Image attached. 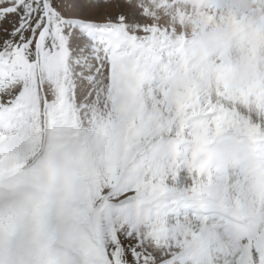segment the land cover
Masks as SVG:
<instances>
[{
  "label": "snow or ice",
  "instance_id": "obj_1",
  "mask_svg": "<svg viewBox=\"0 0 264 264\" xmlns=\"http://www.w3.org/2000/svg\"><path fill=\"white\" fill-rule=\"evenodd\" d=\"M153 8L144 0H0V264H25L5 250L4 241L27 215L17 201L38 179L40 163L30 167L28 161L39 154L46 125H54L57 140L65 139L68 128L76 130L75 152L64 168L49 162L48 191L57 192L55 180L62 176L63 201L79 202L71 214L75 226H87L77 234L82 264H264V247L256 243L261 233L249 235L248 243L230 215L209 214L207 199L213 191L223 199L226 187L227 161L213 166L211 149L247 140L251 152L264 144V122L225 103L233 96L214 95L210 85L206 99L197 100L204 118L192 126L191 140L179 132L175 140L165 139L175 119L164 115L166 92L147 118L142 102L122 106L119 124L94 106L111 102L130 76L136 87L128 90L135 96L146 79L164 78L173 56L187 59L210 34L221 36L232 27L198 0H154ZM181 26L188 30L182 33ZM259 111L264 113V104ZM129 112L135 113L131 121ZM122 141L130 152L121 151ZM169 151L174 156L153 169L151 154ZM148 169L159 177L150 182L156 204L149 221L165 219L145 231L133 206Z\"/></svg>",
  "mask_w": 264,
  "mask_h": 264
},
{
  "label": "clouds",
  "instance_id": "obj_2",
  "mask_svg": "<svg viewBox=\"0 0 264 264\" xmlns=\"http://www.w3.org/2000/svg\"><path fill=\"white\" fill-rule=\"evenodd\" d=\"M131 3V0H127ZM206 10L214 16L222 17L232 22V27L221 36L209 35L202 50L191 54L187 59L175 56L169 72L163 79L144 81L143 86L136 91L135 96L128 90L135 88V79L131 76L121 84L123 91L109 101H102L94 106L105 119L120 123L123 119L120 108L130 105L133 100L145 105V118L152 111L153 103L160 99L162 93L167 95L163 111L165 117H175L172 134H166V140H175L179 132L185 139L191 140L192 126L204 117L199 116L197 100L206 99L205 90L211 86L216 92L230 93L232 101L225 100L245 111L256 121L264 122V113L259 111V105L264 104V0H198ZM145 6L154 11V0H144ZM164 15L160 16L163 19ZM181 26L182 33L187 31ZM122 49L128 45H122ZM134 65H129L130 73ZM139 71V69H136ZM249 85L251 89L249 90ZM223 99V97H216ZM247 102V103H246ZM250 108V111H249ZM135 113L129 112L126 119L131 121ZM210 119V118H209ZM46 125L41 133L42 145L35 159L28 161L29 166L40 163L39 176L35 184L23 189L17 203L27 210L23 223L14 237H6L4 247L13 257L23 259L25 264H82L85 251L77 234L87 230L85 224L75 226L71 209L78 208L79 202L65 203L59 191L63 178L57 176L55 185L57 192L48 191L52 184L49 174V162L57 170H62L71 151L73 154V135L75 128H68L63 140H57L51 128ZM231 135V134H230ZM248 141L245 140L247 145ZM27 147V144H25ZM185 147H189L186 145ZM230 142L213 147L212 165L220 162L221 158L231 150ZM121 151H129L130 146L123 141ZM174 156V151L167 154L157 152L151 154L152 168L163 167L165 161ZM225 160V159H224ZM145 161V168H148ZM135 168V163L129 166V174ZM225 196L217 198L215 192L207 199L210 212L227 213L233 221L242 226L244 239L248 243L249 235L257 231L261 233L256 243L264 247V144L257 143L247 154L246 162L239 163L236 159L227 160L225 168ZM159 177L148 169L144 182L139 184L140 197L133 206V212L138 225L145 227L152 223L161 224L164 217L149 221L156 204L155 194L150 182ZM187 177L182 176L181 182ZM39 209V211H37ZM254 214L262 222L257 224ZM171 223V217L167 218ZM76 233V234H74ZM246 246V245H243ZM216 264H223L221 260Z\"/></svg>",
  "mask_w": 264,
  "mask_h": 264
},
{
  "label": "rangeland",
  "instance_id": "obj_3",
  "mask_svg": "<svg viewBox=\"0 0 264 264\" xmlns=\"http://www.w3.org/2000/svg\"><path fill=\"white\" fill-rule=\"evenodd\" d=\"M231 144H232V145H234V142H233V140L231 141ZM231 159H232V160H233V159H235V158H234V156H233L232 154L230 155V157H228V159H227V160H231Z\"/></svg>",
  "mask_w": 264,
  "mask_h": 264
}]
</instances>
